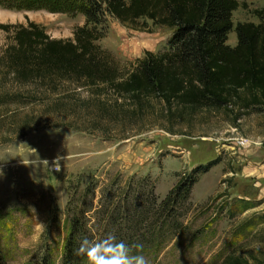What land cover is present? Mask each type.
Returning <instances> with one entry per match:
<instances>
[{
  "label": "trees",
  "instance_id": "trees-1",
  "mask_svg": "<svg viewBox=\"0 0 264 264\" xmlns=\"http://www.w3.org/2000/svg\"><path fill=\"white\" fill-rule=\"evenodd\" d=\"M28 1L55 12L82 13L85 22L71 38H52L30 21L0 25L11 33L0 51V117L13 120L9 133L15 136L28 128H71L109 139L134 126L172 131L177 120L203 109L264 107V8L254 10L258 23L236 24L237 42L230 46L232 12L245 6L237 0ZM107 16L146 31L149 20L171 35L162 50L121 64L96 43ZM194 173L160 202L147 177L130 179L124 187L113 178L96 202L89 186L74 193L65 208L69 230L59 264H84L75 250L85 239L114 235L142 244V255L163 243L170 230L182 227L175 214L189 200ZM50 255L34 264H55ZM221 264L251 263L227 255Z\"/></svg>",
  "mask_w": 264,
  "mask_h": 264
},
{
  "label": "rangeland",
  "instance_id": "rangeland-1",
  "mask_svg": "<svg viewBox=\"0 0 264 264\" xmlns=\"http://www.w3.org/2000/svg\"><path fill=\"white\" fill-rule=\"evenodd\" d=\"M237 1L245 6L232 12L230 46L237 42L236 24L258 23L254 10L264 8V0ZM28 21L52 38H71L85 16L28 0H0V25ZM147 22L151 31L107 16L96 43L132 65L145 51L165 48L171 35ZM10 35L0 27V51ZM11 122L0 117V264H34L49 253L59 264L69 230L67 201L86 186L96 202L113 178L124 187L130 179L147 177L160 202L195 170L189 200L175 214L182 227L149 248L147 264H221L227 255L251 264L264 259V107L203 109L177 120L172 131L134 126L109 139L71 128H28L15 136L9 133Z\"/></svg>",
  "mask_w": 264,
  "mask_h": 264
},
{
  "label": "clouds",
  "instance_id": "clouds-1",
  "mask_svg": "<svg viewBox=\"0 0 264 264\" xmlns=\"http://www.w3.org/2000/svg\"><path fill=\"white\" fill-rule=\"evenodd\" d=\"M142 248L140 243L128 244L109 235L97 241L83 240L75 254L84 257V264H147Z\"/></svg>",
  "mask_w": 264,
  "mask_h": 264
},
{
  "label": "bare ground",
  "instance_id": "bare-ground-1",
  "mask_svg": "<svg viewBox=\"0 0 264 264\" xmlns=\"http://www.w3.org/2000/svg\"><path fill=\"white\" fill-rule=\"evenodd\" d=\"M122 45V44H121ZM125 46V45H124ZM131 52V51H130Z\"/></svg>",
  "mask_w": 264,
  "mask_h": 264
}]
</instances>
